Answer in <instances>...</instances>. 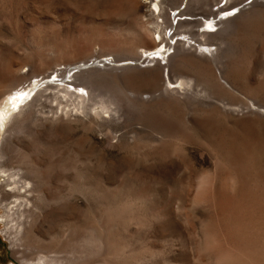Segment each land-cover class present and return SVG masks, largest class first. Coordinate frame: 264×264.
<instances>
[{"label":"rangeland","instance_id":"1","mask_svg":"<svg viewBox=\"0 0 264 264\" xmlns=\"http://www.w3.org/2000/svg\"><path fill=\"white\" fill-rule=\"evenodd\" d=\"M152 1L0 0V81L18 68L29 83L47 81L55 75L61 79L70 73L85 75L94 84L92 90L87 89L92 92L93 101L104 99L107 104L113 103L124 117L123 124L96 117L93 125L82 115L73 117L66 130L58 125L46 134H40L44 128L34 123L24 125L19 138L29 150L17 145L15 150L5 149L9 159L11 156L5 169H31L35 171L34 177L40 179L34 185L32 207L23 217L6 218V207L14 198L0 186V264L36 263L39 256L63 251L67 245V252L79 255V241L69 242V231L74 223H83V219L93 226L89 234L94 237L93 228L102 225L100 234L109 238L113 247L123 241L129 254L145 251L147 258L143 264H169V252L174 243L171 239L155 243L161 245L157 247L152 238L138 242L136 237L139 227L142 235H149L150 223L167 221L169 207L173 213L176 211L174 215L185 229L183 241L191 244L193 239L192 262L195 264H215L216 259L226 253L243 252L264 241L259 211L247 199V187L241 191L234 180L232 174L237 166L230 160L233 155L246 160L250 153L259 154L264 165V151L248 150L252 141L264 144V116L249 110L261 105V98L256 94L264 89V12L260 0H240L237 8L245 5L246 8L239 18V12L232 11L234 14L230 16L237 15L234 21L223 13L217 18L223 17L233 29L225 50L229 62L242 75H250L251 82H258L260 89L256 90L247 82L246 88L235 87L230 92L222 89L212 94L206 91L204 83L193 81V89L182 87L170 100L160 95L153 100L154 106L144 108L142 99L130 98L143 85L139 82L129 85L116 79L138 73L136 66L142 63L138 61L142 54L168 49V43L153 49L149 35H145L146 44L142 42L138 50L126 48L122 43L125 34L130 40L136 39V34L127 31L129 25H145L159 41L158 31L170 29L165 17L171 12L173 18L180 0L162 2L160 13ZM229 1L223 0L220 6ZM209 2L212 0L184 1L180 10L185 13L178 17L190 22L201 18L204 25L182 24L175 38L182 39L191 30L207 29L200 12ZM217 9L218 6L213 7L214 11ZM195 14L199 15L194 17ZM159 24L161 29L156 28ZM173 27H177V21ZM243 27L246 31L249 28L257 31L251 45L247 38L242 39L239 29ZM242 48L254 54L253 66L243 60ZM169 54H173V49L165 56ZM21 56L28 58V65L14 67ZM162 59L164 66L166 61ZM105 62H113L114 66H103ZM180 81L182 79L172 74L171 88H179ZM83 94L86 96V91ZM262 110L263 107L259 112ZM192 117L195 125L191 123ZM0 134L1 148L3 131ZM39 194H43L46 201L36 199ZM72 210H75L74 220L69 219L67 213ZM139 223L142 225L137 226ZM92 243L77 264H99L100 245L96 240ZM249 256L241 255L243 259Z\"/></svg>","mask_w":264,"mask_h":264},{"label":"bare ground","instance_id":"2","mask_svg":"<svg viewBox=\"0 0 264 264\" xmlns=\"http://www.w3.org/2000/svg\"><path fill=\"white\" fill-rule=\"evenodd\" d=\"M173 1H178V0H153L152 5H154V7L159 12V10L160 11L162 10L161 8L162 2L168 3ZM184 1L185 0H180V4H179L180 7L178 5V8L174 9L175 13L173 14V18H171L170 15L171 12H169L167 17H165L166 18L165 21H168L167 22L168 24L170 23V29L169 28L168 30L166 29L165 32H162L161 30L158 31V35H159L158 38H160V41L154 37L153 33L145 25L135 24V25H129L130 27L127 28L128 32L134 33L137 36L135 40H130L126 34L124 35V37L122 38V43H124V47L126 48H130V49L134 48L136 50L142 48L141 44H144L146 42V39H144L145 35L146 36L149 35L150 37L149 40L152 39L153 43L152 42L151 43L154 45V48L152 47V45L151 47L153 49H160L163 44L168 43V49L166 50L165 47L164 52L162 50H159L155 52H146L142 54L138 59V61H142V63H140L139 66L138 65L136 66L138 67L137 68L138 73H134V74L128 73V75L126 74L125 76H122L121 79H118L119 77L116 79V80H121L129 85H132L133 83L138 84V82L143 85V87L140 88V91L137 92L135 90L133 92L134 94H132L130 98L132 100L133 98H135L134 100L142 99L143 101L142 107L151 108L152 106L155 105L153 101L155 97L164 95L165 99L170 100L173 98V95H177L178 93H180V91H182L183 89L182 87H188L190 89H193L195 87V84L192 83L193 81L204 83L206 86V91L211 92L212 94L218 93L222 89L224 91L230 92L231 91L230 89H236L235 87L246 88L247 82L248 84L251 83V86L256 88V90L260 89L258 87L259 85H257L258 82H256L257 84L251 82L252 78L251 79L249 78L251 77L250 75L249 76L242 75L243 73L241 72L242 73L241 74L240 71L236 70V66L232 65L231 62H229V58H227L225 55L226 52L225 50L229 47L228 38L230 37L233 29H231L232 26L229 27V23L225 22L226 20H224L223 17L217 20L219 14L222 13L225 14V12H232V11L233 12L238 11L239 12L238 18H239L241 16L240 15L241 12H243L244 9L246 8V5L243 6L242 8H237L236 5L240 0H230L229 3L227 2L224 6H220L223 0H220L219 3H217L218 2L217 0H212V2H209L208 4L209 6L206 7V9L202 10V12H200L202 13L201 16L204 20V23L207 26V29L203 31L198 30L196 32L195 30H191V32L189 31L188 36L182 39H178L175 37L177 36V33L179 32V29L182 26V24L190 25L195 22L200 26L204 25L202 23L201 18H196L193 20L194 22H190V20L188 19L183 20L181 17H178L180 16L179 15L180 13L183 14L185 13L180 10L182 5L184 4ZM259 4L261 5L262 12H264V0H260ZM214 6H218V9L216 11L213 10ZM163 13L161 15H163ZM198 15L199 14H195L194 17ZM233 17L235 18L237 17V15ZM234 18L232 19L233 21ZM173 21L175 22L177 21L176 28H174L175 26L173 27V23H175ZM159 27H161L160 24L157 25L156 28L157 29L162 28ZM215 28L217 29L219 28V29L216 30ZM253 29L249 28L247 29V31L246 29H244V27L242 29H239V32L242 31L241 32V35H243L242 39L246 41L247 38L248 43H250V41H252L253 39L256 40L257 31L255 29L254 31ZM173 30H174L173 33L167 34L168 31L172 32ZM170 41H175V42L172 45L171 43H169ZM245 44L246 43L244 42L243 47L246 48ZM212 47H214V49H212ZM245 48H242L241 50L242 51L241 53L243 55L242 58H244L243 60H246L247 64L253 66L255 62L254 61L255 56L253 57L254 54L250 55V50H247ZM170 49H173V54L172 55L169 54L165 56L167 51ZM81 50H79V52ZM161 57H163L162 60L166 61V64L164 66H162L163 62L160 61ZM19 60H20L19 63L17 61L16 64H13L14 67H21L22 65H28L29 61L27 57L21 56ZM50 62H48V64H50ZM112 63L105 62L103 63V66L108 65L112 67L114 66L112 65ZM120 67L123 68V66ZM12 69L15 70V68ZM18 70L20 69L18 68L16 72L13 71L14 73L12 72L11 75L6 76L4 79L0 81V131H3L4 134L1 144L2 146L0 148V186H3L6 193L11 194L12 197L14 198V200L9 204V207L8 206L6 207L7 219L13 215H17V216L19 215L22 217L25 216L27 210L32 207V204L34 202V198L31 196H33L34 194L35 182L37 181V179H40V178L36 179L34 177L35 171H32L31 169L25 171L20 169L14 171L5 169L6 163L11 159L10 155H9L10 159L7 156L5 149L10 148L12 150H15L16 145L17 147L18 146L21 147V149L24 150L28 149L25 141L19 138V134L24 132L23 128L26 123H34L35 126L44 128V130L41 133L40 132L39 133L46 134L48 130L53 129L55 126L58 127V125H61L63 130H66V128H68L69 126L70 121L74 119L73 117H79L82 115H84V117L89 119L91 123L94 122V119H96V117L102 119L103 121H107V122L110 121L113 123L114 122L122 123L124 121L123 115L120 113L118 108L112 105L113 103L107 104L106 102H103L104 99L103 101L97 99L100 100L101 102L93 101L94 100L93 94L91 91L89 92V90L87 89L92 90L94 84L92 83V81H89L88 77L85 75L79 76L76 74L74 75V73L72 74L70 73V75L65 79H61L60 77L55 75L53 78L47 81L40 82L35 80L29 83L28 81L29 79H27L26 76L20 75ZM226 70H228V73ZM225 71L227 74L224 75ZM166 73H167V78L165 77ZM172 74H175L177 79H182V81H180L179 88L176 89L171 88ZM222 79L225 80L224 83L221 82ZM249 88L252 89L253 92V88L251 87ZM78 89L79 90L82 89L83 91H86L87 98L83 94V92L79 93L81 92L79 91L77 93L76 91ZM256 95L257 96L259 95L257 98H261V105L258 107L256 106L250 107L249 110L251 111L253 110L256 112L258 111V113H260L262 117L264 116V110H262V112H259V109H261V107H263L264 109V89L261 88V90H258V94ZM145 96L146 97L149 96V98L146 99ZM12 97H16V99H12ZM13 105H15V107H13ZM58 110H60V114ZM192 119H191V123L195 125L196 124V121H194L195 118L193 120ZM262 119H264V117H262ZM32 120L35 121L32 122ZM252 144H253L252 146L249 145L248 150L251 151L254 150L256 151L255 153H259V151H264V144L257 143L256 141H252ZM230 160L233 165L237 166L236 171L234 172V174H232L235 175L234 180L236 179V181L239 183L241 191L244 190L243 189L244 187H247L246 197L251 203H253L252 205H255L257 211H259V215L261 219V227L264 229V165L262 164L260 155L259 154L253 155L252 153H250L247 156L246 160L240 158L237 155H233L230 158ZM258 160L261 161L258 162ZM23 164L25 165L27 163L24 162ZM84 172L86 173V171ZM46 185L47 184H45V186ZM42 195L39 194L38 195L39 197L36 195V197H38L36 199L38 200L40 199V201L43 199L42 201H46L45 196L42 197ZM33 209L35 210L37 208H33ZM74 211L72 210L70 212L69 211L67 212L68 217L71 220H74V216H75ZM175 212L176 211H174V213ZM174 213H173V209L169 207V212L167 214L168 215L167 221L165 222L154 221L150 223L152 231L149 235L147 234L142 235V233L140 232L141 227H139L136 236L137 240L138 242L140 241L144 242L145 240L147 239L149 240L150 238H152L153 240H156V242H153V245H156L157 247H161L160 244H155V243L157 242L161 243L162 240L165 241L166 238L168 240L171 239L174 243L169 252L170 254L169 264H195L194 262H192V260H194L193 259L194 256L192 253H194L193 251L195 250V246L192 245L193 239L192 241L190 240L192 242L191 244H186L187 242L183 241L185 238L184 237L185 229L183 225L179 222L178 218L175 217ZM82 221L83 223L78 221L77 223L74 224L71 222V225L72 224L73 225L71 230L69 231V242L72 240L79 241V246H80L79 255L74 254L75 252L74 253L67 252L68 251V245H67V247H65L63 251L48 252L45 253L44 255L39 256L37 262L36 263L32 262V264H77V260H79V257L83 253H86L85 250L87 248H90L92 244H94L92 243V240H96L100 245V247L98 246V248H100V254H99V258L97 259V263L99 264H143L144 263L145 257L147 258V254L144 253L145 251L143 252L139 251L135 254H129L125 250L126 244L121 243L123 241L117 242L119 245L113 247V245L109 243L108 240L109 238L106 237L104 238L103 236H101L100 227L102 225L93 228V230H95L94 234L96 233V236L94 237L93 234H89V232L92 231L93 226H90L88 221L85 219H83ZM140 223L137 226L142 225ZM116 238L118 239L119 236ZM120 243L124 245L122 248L120 247L121 245ZM164 243L163 245L165 247L166 244ZM191 245L192 247H194V249L191 247ZM169 247L170 246H168V248ZM76 248L78 249V247ZM57 249L60 250L61 246H58ZM149 249L152 250L151 246ZM112 250L114 252H112ZM59 252L65 253L67 255L60 256V254L59 255L53 254ZM247 254L250 255L249 257H247V259L245 258L243 259L241 257V255H247ZM255 257L256 259H254ZM216 260L218 261H216L215 264H264V241L254 244L253 246L249 247L247 250L243 252L241 251L239 253H231V254L226 253L223 256H220L219 259L217 258Z\"/></svg>","mask_w":264,"mask_h":264},{"label":"snow or ice","instance_id":"3","mask_svg":"<svg viewBox=\"0 0 264 264\" xmlns=\"http://www.w3.org/2000/svg\"><path fill=\"white\" fill-rule=\"evenodd\" d=\"M249 2H250V0H249ZM233 14H234L233 12H225V16H230V15H233ZM209 27H211V26H209ZM80 91L83 92L82 89ZM12 99H16V97H12ZM13 107H15V105H13Z\"/></svg>","mask_w":264,"mask_h":264}]
</instances>
